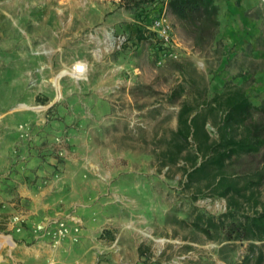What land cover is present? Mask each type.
<instances>
[{
  "label": "rangeland",
  "instance_id": "1",
  "mask_svg": "<svg viewBox=\"0 0 264 264\" xmlns=\"http://www.w3.org/2000/svg\"><path fill=\"white\" fill-rule=\"evenodd\" d=\"M215 1L221 25L209 42L166 12L175 59L149 29L152 11L143 20L119 0H0V210L29 211L42 193L74 208L85 238L58 264H244L250 242L226 241L221 217L233 203L239 217L262 211L264 187L246 188L261 156L228 165L238 192L227 197L213 168L195 170L220 140L223 113L207 102L228 87L263 101L264 0ZM183 105L205 115L208 144L177 137Z\"/></svg>",
  "mask_w": 264,
  "mask_h": 264
},
{
  "label": "trees",
  "instance_id": "2",
  "mask_svg": "<svg viewBox=\"0 0 264 264\" xmlns=\"http://www.w3.org/2000/svg\"><path fill=\"white\" fill-rule=\"evenodd\" d=\"M119 7L137 13L143 20L150 11L154 13V19L169 12L191 36L206 39L207 42L215 38L221 25L220 8L215 0H119ZM143 30L140 28L136 31V42L144 40ZM162 45L160 48L164 50L166 47ZM206 105L211 112L223 113L220 140L212 146L210 158L195 171L201 173L207 172L209 167L213 168L216 188L221 190V196L227 197L231 191L238 192L237 186L226 172L228 165L243 156H261V168L255 172L254 179L249 181L246 188L253 190V186L257 189L264 187V98L260 105H255L242 88L228 87ZM178 126L177 137L185 143L192 139H203V143H209L210 136L205 131L206 117L194 107L182 106ZM184 148V144L179 146V153ZM240 211L241 205L233 203L221 217L225 239L228 242H250L249 255L243 263L264 264V207L253 216L239 217ZM204 232L208 233L209 229L206 227Z\"/></svg>",
  "mask_w": 264,
  "mask_h": 264
},
{
  "label": "crops",
  "instance_id": "3",
  "mask_svg": "<svg viewBox=\"0 0 264 264\" xmlns=\"http://www.w3.org/2000/svg\"><path fill=\"white\" fill-rule=\"evenodd\" d=\"M20 196H30L26 193L25 189L18 190ZM33 198V204L29 205L30 209L27 211L26 209H14L9 211H2L4 212L5 216L8 217L16 216V215H23L25 218V223L23 224V228L21 232H18L16 228L13 226H10L7 231L9 234V237L12 238L11 243V249L10 247L6 246L5 253L11 260H7L6 264H24L26 263L27 256L31 255V257H34L37 260H40L41 264H58L59 261L57 258L62 254V250L64 248L70 247V246H78L80 245V242H82L85 238V231L82 229L81 231V237L79 242H73L72 240L68 239L66 241H63L58 244H53L50 240L47 238L39 237L37 231H41L44 227L45 221L47 218L52 216H63V217H69L73 215L76 219H78L82 224V219L79 215L76 214V211L74 208H71L70 210L67 209L66 211H63V209H60L57 203H53L54 205L50 206L49 204L52 203L53 200H51L50 194L47 195V193H42L40 196L38 195H31ZM26 202V201H24ZM43 205V208H46L47 210L40 211V205ZM46 212V213H45ZM2 227V226H1ZM3 231V232H7ZM7 242V241H6ZM38 243V246L40 249H37L36 246L31 248L32 243ZM4 248L1 250V255L3 257ZM16 254H20L22 258L25 259H19L18 256H15ZM13 255V256H12ZM4 261V257L2 262ZM15 261V262H14ZM0 262V264H2Z\"/></svg>",
  "mask_w": 264,
  "mask_h": 264
},
{
  "label": "built area",
  "instance_id": "4",
  "mask_svg": "<svg viewBox=\"0 0 264 264\" xmlns=\"http://www.w3.org/2000/svg\"><path fill=\"white\" fill-rule=\"evenodd\" d=\"M149 29L154 32L157 37L162 41L165 47L168 49L166 52L169 55L173 56L175 59L178 56L175 54V48L177 47L173 27L168 20L166 13L155 18ZM128 39L126 36L119 37L115 44L118 45V48L121 49L123 45L127 43ZM84 68L81 67L78 69L79 73L83 72ZM7 221L5 224L8 228L13 226L17 229L18 232L22 231L23 224L25 223V218L23 215H16L7 217L4 212L0 210V226L1 222ZM7 228V229H8ZM82 224L76 219L73 215L69 217L63 216H52L46 219L44 227L41 231H37L39 237L47 238L53 244H58L68 239L73 242H79L81 237ZM7 232H3L2 236H6ZM1 236V235H0ZM9 237V235H8Z\"/></svg>",
  "mask_w": 264,
  "mask_h": 264
},
{
  "label": "bare ground",
  "instance_id": "5",
  "mask_svg": "<svg viewBox=\"0 0 264 264\" xmlns=\"http://www.w3.org/2000/svg\"><path fill=\"white\" fill-rule=\"evenodd\" d=\"M75 67H76L75 71H76L77 74L85 73L86 68H85V65H84V64H78V65L75 66ZM81 67H83L84 70H83V72L79 73L78 69L81 68ZM75 71H74V72H75Z\"/></svg>",
  "mask_w": 264,
  "mask_h": 264
}]
</instances>
